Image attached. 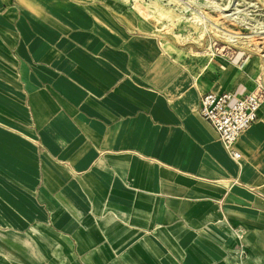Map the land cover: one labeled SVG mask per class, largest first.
I'll return each mask as SVG.
<instances>
[{
  "label": "crops",
  "instance_id": "1",
  "mask_svg": "<svg viewBox=\"0 0 264 264\" xmlns=\"http://www.w3.org/2000/svg\"><path fill=\"white\" fill-rule=\"evenodd\" d=\"M134 2L0 0V264H264V101L239 159L199 112L263 61L165 46Z\"/></svg>",
  "mask_w": 264,
  "mask_h": 264
},
{
  "label": "rangeland",
  "instance_id": "2",
  "mask_svg": "<svg viewBox=\"0 0 264 264\" xmlns=\"http://www.w3.org/2000/svg\"><path fill=\"white\" fill-rule=\"evenodd\" d=\"M137 11L164 45L186 46L214 62L210 48L230 45L235 55H257L263 61L264 0H135ZM173 42V43H171Z\"/></svg>",
  "mask_w": 264,
  "mask_h": 264
},
{
  "label": "built area",
  "instance_id": "3",
  "mask_svg": "<svg viewBox=\"0 0 264 264\" xmlns=\"http://www.w3.org/2000/svg\"><path fill=\"white\" fill-rule=\"evenodd\" d=\"M211 56L234 57L230 45L210 48ZM199 112L217 131L227 152L235 159L241 157L236 148L239 136L256 120L257 111L264 101V85L259 80L256 88L246 94L235 92H200Z\"/></svg>",
  "mask_w": 264,
  "mask_h": 264
}]
</instances>
